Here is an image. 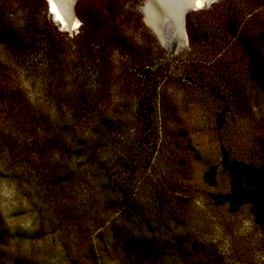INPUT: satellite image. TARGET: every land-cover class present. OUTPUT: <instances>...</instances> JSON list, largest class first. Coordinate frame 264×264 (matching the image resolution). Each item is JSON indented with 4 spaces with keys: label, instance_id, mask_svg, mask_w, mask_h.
<instances>
[{
    "label": "rangeland",
    "instance_id": "rangeland-1",
    "mask_svg": "<svg viewBox=\"0 0 264 264\" xmlns=\"http://www.w3.org/2000/svg\"><path fill=\"white\" fill-rule=\"evenodd\" d=\"M77 1L70 11L75 25L67 28L54 20L49 0L45 6L0 0L11 24L21 26L29 12L61 33L56 78L44 67L28 76L0 48V91L27 101L22 108L0 98V220L7 234L0 256L34 264H126L112 233L125 217L107 205L105 177L122 171L134 152L137 162L124 170L119 187L127 189L131 179L141 232L181 237L168 255L181 262L185 256L186 264H264V237L248 207L231 212L214 200L229 189L222 151L264 163V95L247 77L237 38L248 36L264 50L258 39L264 0H210L186 10L181 28L160 29L146 20L150 0H82L76 8ZM97 25L104 38L87 50ZM85 96L90 110L78 111ZM139 101L155 112V131L139 119ZM35 118L45 128L35 132ZM58 137L68 155H50L45 143ZM79 140L107 165L74 159L70 151ZM211 167L214 186L204 180Z\"/></svg>",
    "mask_w": 264,
    "mask_h": 264
},
{
    "label": "trees",
    "instance_id": "trees-1",
    "mask_svg": "<svg viewBox=\"0 0 264 264\" xmlns=\"http://www.w3.org/2000/svg\"><path fill=\"white\" fill-rule=\"evenodd\" d=\"M81 1L82 0L77 1L76 8H78ZM42 2L45 6V0H42ZM3 8L4 7L0 5V48L11 54L16 65L25 70L28 76L33 75L38 77L39 67H44L47 73H51L52 78H56V75H58L57 57L60 54V47L56 41V37L61 33L52 26H43L41 20L45 19L44 16L41 19L40 16L35 17L32 14H28L29 12L25 17H23L24 19L21 26L11 24L8 18L5 17V11ZM98 26L99 25H97V27H93L92 29L90 28L89 38L91 39L87 37L86 41H88L85 42L87 50H91L90 47L94 45L98 36H100L101 39L104 38L103 34L98 35V33L104 32V30L100 29L101 27ZM187 28H189V25H187ZM228 28L233 35L236 34L233 24H230ZM237 38L242 54L246 59L247 77L249 81L264 95V50L248 36L243 35L238 36ZM258 39L261 42L264 41V32H260ZM189 40L192 42L191 37H189ZM103 55L105 56V54ZM91 61L92 59H90V62ZM94 69H96V67H94ZM94 69L92 70L95 71ZM9 90L10 89H3L0 91V98L3 96V99L6 101L9 99L10 104L16 105L17 107H26L25 104L27 101L23 100L22 96L18 93L14 91L9 92ZM87 99L88 98L86 97V99L81 100L80 104H82V106L78 107V111L88 112L90 110V105L88 104L89 102L86 101ZM137 114L139 119L146 124V127H148L150 131L151 127L155 131V112L150 107L149 101L138 102ZM34 120L36 124L35 132L39 129V127L45 128L46 125L43 122H36V118ZM101 124L106 126L108 121L102 120ZM147 133L148 138H152L150 133ZM58 134L60 137L61 134H63L62 130L58 129ZM117 136L118 135H114V137L110 139L112 146L117 143ZM59 137L56 142L49 141L48 143H45V145H48L49 147L51 156H53L52 152H54L55 155H57V153H65L66 155L69 154L68 149L64 147L65 141ZM76 145L77 146L70 151L74 159L86 158L90 162L91 166H97L98 164V167L100 166V168L103 164H106L105 162H102L103 160L101 158H97L98 160H95L93 152H95L96 149H90V147L86 145V142L79 140ZM143 145L147 146L148 141L144 142ZM56 146H60L58 151H56ZM131 158H133V160ZM131 158L128 165L126 164L125 159H123L124 163L122 162V159H120L124 169L117 172V168L114 172H112L113 175L105 177L111 188L107 187V189L110 190V195L107 197L106 203L111 206L114 213H120L123 217H125V223L124 226L121 227L122 229L118 225L112 227V233H117L115 241L118 243L120 254L126 264H186L185 256L182 257L181 262L168 255V252H171V250L175 248L174 244L179 245L181 237L179 238L175 235L171 237L168 235L161 236L159 232L150 235L144 234L140 231L141 228L139 225L142 223V217L139 216L138 212H135L136 207H134L132 203L133 193L131 191L132 189H130L132 184L131 179H126L128 184L127 189L124 190L122 187H119V185L124 186L123 183L121 184V179L124 178H121L124 174V170H127L128 172L129 167L132 165L134 166L137 162V156L134 152L132 153ZM108 168L106 167L107 170ZM220 168L228 178L229 189L226 194L215 196V202L219 205H226L231 212H237L244 206L248 207L254 224L264 237V163L254 164L244 162L232 158L226 151H222ZM215 174L216 169L213 167L209 168L204 174L205 182L214 186ZM118 182H120V184ZM1 227L2 225L0 220V245L3 244L7 236ZM167 239H171L173 245L170 244ZM169 245L172 247H169ZM7 263L34 264L21 257H11L10 260H7L0 256V264Z\"/></svg>",
    "mask_w": 264,
    "mask_h": 264
},
{
    "label": "bare ground",
    "instance_id": "bare-ground-1",
    "mask_svg": "<svg viewBox=\"0 0 264 264\" xmlns=\"http://www.w3.org/2000/svg\"><path fill=\"white\" fill-rule=\"evenodd\" d=\"M73 1L49 0L54 20L67 28L69 26L72 28L75 25L70 12ZM207 1L210 0H150L145 10L146 20L151 27L155 28L165 27L166 24H170L174 28L180 27L181 17L186 10L202 8Z\"/></svg>",
    "mask_w": 264,
    "mask_h": 264
},
{
    "label": "water",
    "instance_id": "water-1",
    "mask_svg": "<svg viewBox=\"0 0 264 264\" xmlns=\"http://www.w3.org/2000/svg\"><path fill=\"white\" fill-rule=\"evenodd\" d=\"M184 15V14H183ZM182 15V16H183ZM182 27V24L180 25V28ZM164 38H168V37H166V36H164ZM169 40V39H168ZM170 42V44H171V49H172V51L175 49V41H169ZM149 73H150V71L147 69V70H145V72H144V74L147 76V75H149Z\"/></svg>",
    "mask_w": 264,
    "mask_h": 264
}]
</instances>
